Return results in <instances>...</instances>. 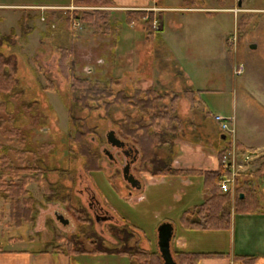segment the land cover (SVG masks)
Segmentation results:
<instances>
[{"label": "rangeland", "instance_id": "1", "mask_svg": "<svg viewBox=\"0 0 264 264\" xmlns=\"http://www.w3.org/2000/svg\"><path fill=\"white\" fill-rule=\"evenodd\" d=\"M156 1L159 5L175 9H165L161 13L162 19L160 16L156 17L163 24L155 27L158 33L151 39L146 38L143 21L127 24L124 11L113 9L115 6L99 7L110 9L112 20L117 22L111 35L96 34L93 23L84 20L76 21L74 31L57 21V26L52 27L50 33H45L46 23L39 21L44 13L30 14L33 19L39 18L36 20L39 23L36 31L29 35L28 41L17 51L22 95L19 98H0V102L5 100L8 109L18 117V126L25 136L24 147L35 151L45 149L41 165L50 168L47 176L51 182L65 186L74 206L88 209L95 196L114 216L113 220L97 222L94 214L89 211L94 218L95 230L103 235L106 245L112 248L119 245L107 233V227L120 226L127 221L137 228L143 247L159 251V225L165 219L174 218L184 206L185 202H179L175 197L176 194L183 193V190H190L185 185L187 179L192 178L195 182L200 176L173 173L154 176L151 172L139 171L141 163L137 162L138 148L118 133L119 122L126 119L128 114L139 117V109L132 105L117 104L109 113L102 105L93 111L82 110L73 101L70 84L60 71V47L70 46L74 50L73 62L78 76L89 78L92 82L110 83L115 91L125 89L129 95L137 87L155 88L163 96L160 103L167 109L171 108L175 93L179 94L175 107L182 127L172 150H168L167 145L156 149L160 158L166 159L171 154L174 156L175 169H185L175 165V158L194 145L214 148L229 145L231 150L228 151H236L238 161L251 155L246 165H243L245 168L239 167L237 175L232 177L225 170L224 177L232 178V186L224 193L229 196L233 211L242 192L241 184L250 181L257 184L254 171L264 161V149L254 151L250 148L248 151L244 146H237L238 139L255 147L264 145V0H198V6L194 7L185 0ZM75 5L40 8L47 13L75 8ZM87 7L78 12L91 13L97 9ZM4 28L0 29V37L10 32L7 27ZM20 31V27H17L15 35L19 36ZM251 44H255L256 48H251ZM187 87L202 91L187 95ZM70 106H75L74 114L78 119L85 120L94 129L95 135H90L87 140L93 149L101 153L98 172L85 171L83 158L78 155V143H69V135L76 129L75 124L71 125L68 121ZM0 115L5 114L0 112ZM218 115L234 118L237 140L229 135L232 139L225 143L221 141L222 129L216 122ZM144 119L146 126L151 125L148 116H144ZM166 122L162 120L161 124L165 126ZM135 129L138 127L135 126ZM150 130L154 128L151 126ZM111 132L127 145L112 146L108 142ZM138 133L142 134L143 131L139 129ZM0 136L4 140L2 130ZM71 146L73 152L70 151ZM13 147L22 148L17 141L13 143ZM128 149L131 151L128 152ZM74 152L76 157L71 154ZM186 155L187 153L182 157ZM29 158L32 159L33 156ZM128 163L131 164V173L141 181L142 188L132 186L124 177V169ZM221 163L225 168L223 157ZM147 167L148 170L152 169L149 164ZM55 168H59V171ZM8 178L3 177L0 183ZM160 181L162 187L158 184ZM260 182V189L264 194V180ZM191 188L196 190V186ZM27 189L39 202L36 223H24L20 228L15 227L10 217V199H0L1 247L38 249L52 242L54 231L63 235L78 233L81 222L65 205L46 200L43 188L35 182H31ZM2 194L0 192V196ZM186 197L190 198L192 195ZM262 199L264 204V196ZM172 208L174 209L171 211ZM60 214L68 219V223L64 224L57 219ZM31 236L34 242H31ZM137 236L131 244H135ZM19 237L24 239L21 243H11L8 240ZM232 241L234 242L233 235ZM175 242L172 241L173 253L177 249ZM87 248L91 249L90 245ZM241 262L236 260L233 263L242 264ZM78 263L130 264V261L128 257L116 254H79L73 258V264ZM262 263L264 259L256 264Z\"/></svg>", "mask_w": 264, "mask_h": 264}, {"label": "trees", "instance_id": "2", "mask_svg": "<svg viewBox=\"0 0 264 264\" xmlns=\"http://www.w3.org/2000/svg\"><path fill=\"white\" fill-rule=\"evenodd\" d=\"M185 1L190 2L192 7L198 6V0ZM74 3L75 6H92L97 9L91 13H82V11L79 13L80 9L48 11L41 16V19L46 22L45 33H50L52 27L57 26V21L64 23L68 30L74 31L76 21L84 20L87 23H93L96 34H112L117 23L111 18L112 11L99 7L115 6L113 0H74ZM124 17L125 22L129 25L143 21L148 39L158 33L154 27V21L158 19L154 10H126ZM20 30L19 36H16L15 30L11 29L8 34H3L0 37V98H19L22 95L21 80L18 76L17 51L22 48L21 43L27 40L33 27L25 23L21 25ZM5 48L8 49L5 50ZM60 49V71L70 84L73 101L79 104L82 110L93 111L102 105L109 113L111 108L117 104L132 105L139 109L141 113L139 117H132L128 114L126 119L118 124L119 135L138 148L137 162L141 163L139 171L151 172L154 176L173 173L181 176L198 175L201 177L207 194L202 202L181 213L179 221L185 229L228 231L231 229L232 213H264L262 199L264 194L260 189V181L264 180V161L254 171L257 184L254 181L241 184L240 191L242 192L237 198L233 211L229 196L224 193L220 185L226 170L221 159L225 153L229 152L228 150H231L229 145L219 147V166L216 170L197 168L178 170L173 167L174 156L172 154L164 159L160 158L156 152V149L163 145H167L168 150H172L174 141L182 127L175 107L179 98L178 93L173 96L171 108L167 109L160 103L163 96L155 88L137 87L132 95H129L125 89L115 91L110 83H96L89 78L78 76L73 62L74 50L70 46H62ZM196 91L202 90H194L190 87L185 90L187 95ZM74 107L70 106L68 110V121L71 125L75 124L76 126L75 132L69 135V143L70 145H73V142L78 143V155L83 158L84 170L88 173L98 172L100 171L101 153L93 149L87 140L90 135H95L94 129L89 127L85 120L75 116ZM0 112L5 114L0 115V130L4 137L3 140L0 136V180L5 176L9 177L8 180L0 183V192L3 193L0 199H10V217L15 227L20 228L24 223H36L39 202L27 189L31 182H35L43 188L46 200L62 203L81 222L78 233L63 235L56 231L53 232V240L47 245V247H51L52 252L65 254L71 259L79 254H116L128 257L130 264H164L160 251L143 247L137 228L127 221L120 226L110 225L107 227V233L117 240L119 246L112 248L106 245L103 235L95 230L94 218L90 215L89 210L83 206L75 207L65 186L49 180L47 175L50 168L41 165L45 149L40 148L35 151L24 147L25 136L21 127L18 126V117L8 109V103L5 100L0 102ZM144 116L150 118L151 125L146 126ZM162 120L167 121L165 126L161 124ZM135 126L138 129H135ZM151 126L154 130H150ZM139 129L143 131L142 134L138 133ZM220 135L226 136L225 139L221 137V141L224 143L232 137L224 131ZM16 141L22 148L13 147V143ZM237 146L243 147L240 143H237ZM70 151L73 152L72 146ZM71 154L74 157L77 155L75 152ZM30 156L33 158H29ZM148 164L152 166L151 170H148ZM55 170L59 171V168H55ZM1 215L0 213V224L2 222ZM136 236L138 238L135 244H131L130 242ZM19 238L21 239V237ZM87 245H90L91 249H88ZM173 256L178 264H201L205 259H231L242 261V264H256L260 260L258 256L254 255H231L230 252H188L178 249L175 250Z\"/></svg>", "mask_w": 264, "mask_h": 264}, {"label": "crops", "instance_id": "3", "mask_svg": "<svg viewBox=\"0 0 264 264\" xmlns=\"http://www.w3.org/2000/svg\"><path fill=\"white\" fill-rule=\"evenodd\" d=\"M113 1L115 2V7H113L115 10H154L156 17L160 16L161 19V13L165 9H175V7L159 5L156 0ZM73 3V0H51L46 2L37 0H0V29L7 27L9 30H15L17 27L21 28V25L26 23L33 27L32 32H34L37 29L36 25L39 23L36 20L39 18L33 19L30 14L45 13L46 10L40 8L41 6L63 7L69 6V4L72 5ZM40 20L46 23L41 17ZM160 22L163 24L162 20ZM28 38L30 37L28 36ZM28 38L25 42L28 41ZM25 42L21 43V45L23 46ZM237 141L246 147L247 150H251L250 148L254 151L261 148L264 149L263 144L255 147L241 139ZM218 149L219 147L194 145L192 148L186 150L185 153L176 156L175 165L184 167L185 169L216 170L219 166ZM186 153L187 155L182 157ZM161 182H158V184L162 187ZM185 185L189 186L190 193H188V190H183V193H180V195L176 194L175 197L179 202L183 200L185 202L184 206L174 218L171 217L163 221H169L174 225L173 241H176L175 244L178 250L188 252H230L231 255H254L260 259H264V213H234L232 227L229 231L187 230L179 223L182 211L202 202L207 192L203 187L201 177L196 179L195 182H193L192 178H189ZM192 186H196V190H193ZM189 194L192 197H186ZM232 235L234 236V242L232 241ZM30 239L31 242L35 241L32 236ZM8 240L11 243L19 241L21 243L24 239L21 237V239ZM233 262L231 259H207L202 261L201 264H234ZM0 264H73V259L65 254L52 252L51 247H47L46 245L38 249L21 246L3 248L0 246Z\"/></svg>", "mask_w": 264, "mask_h": 264}, {"label": "water", "instance_id": "4", "mask_svg": "<svg viewBox=\"0 0 264 264\" xmlns=\"http://www.w3.org/2000/svg\"><path fill=\"white\" fill-rule=\"evenodd\" d=\"M251 48H256L255 44H251ZM223 139L226 138L225 135L222 136ZM108 142L112 146L116 147H125L127 144L126 142L119 138L115 133L111 132L108 135ZM136 153H138V150H136ZM251 155L247 156V159H249ZM131 164L128 163L127 166L124 169V177L132 184V186H137L138 188L141 187V181L137 179L133 173H131ZM57 219L60 220L62 223L66 224L68 223V219L64 218L63 215H57ZM174 237V225L167 221L162 222L158 227V247L159 251L161 253L162 259L164 261V264H178L176 260L174 259L173 253H172V240Z\"/></svg>", "mask_w": 264, "mask_h": 264}, {"label": "built area", "instance_id": "5", "mask_svg": "<svg viewBox=\"0 0 264 264\" xmlns=\"http://www.w3.org/2000/svg\"><path fill=\"white\" fill-rule=\"evenodd\" d=\"M87 6H76L74 7H70V9L74 10V9H87ZM161 26V22L158 20L154 21V27H160ZM239 73H241V71L239 70ZM216 121L218 122L220 128L222 129V131L229 133L230 135H232L233 140H236V127H235V120L234 118L230 119V118H226V117H222L220 115L216 116ZM235 142V141H234ZM239 159L237 158L236 155V151H230L227 152L223 155V163L225 166V169L230 173V175L233 177L235 175L238 174L239 172V167H243V169L245 168L243 165H246V163L248 162V160L246 159H242L241 161H238ZM232 178L230 177H222L221 178V187L223 189L224 192H227L230 188V186H232Z\"/></svg>", "mask_w": 264, "mask_h": 264}, {"label": "flooded vegetation", "instance_id": "6", "mask_svg": "<svg viewBox=\"0 0 264 264\" xmlns=\"http://www.w3.org/2000/svg\"><path fill=\"white\" fill-rule=\"evenodd\" d=\"M127 151L130 152L131 150L128 149ZM134 155H133V157H135ZM95 198L96 197L93 196V200L89 203L88 209H89V211H91L94 214L96 221L97 222H105V221L113 220L114 216L111 215L109 210L105 209L104 206L101 205L100 202L97 201Z\"/></svg>", "mask_w": 264, "mask_h": 264}]
</instances>
